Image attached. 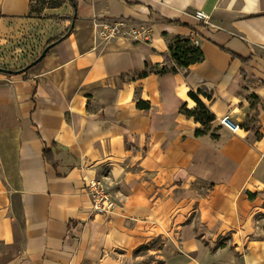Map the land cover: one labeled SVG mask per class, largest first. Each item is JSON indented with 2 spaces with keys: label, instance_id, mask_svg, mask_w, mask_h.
Returning a JSON list of instances; mask_svg holds the SVG:
<instances>
[{
  "label": "crops",
  "instance_id": "1",
  "mask_svg": "<svg viewBox=\"0 0 264 264\" xmlns=\"http://www.w3.org/2000/svg\"><path fill=\"white\" fill-rule=\"evenodd\" d=\"M34 3L0 0V264H264V0ZM118 19L146 34L95 38ZM193 34L187 77L132 76ZM190 93L215 119L201 136Z\"/></svg>",
  "mask_w": 264,
  "mask_h": 264
},
{
  "label": "trees",
  "instance_id": "2",
  "mask_svg": "<svg viewBox=\"0 0 264 264\" xmlns=\"http://www.w3.org/2000/svg\"><path fill=\"white\" fill-rule=\"evenodd\" d=\"M65 2L70 3L72 7L75 8L77 0H61L58 2H54L53 4H51V6H47V8L59 7L62 3H65ZM41 9L42 8L35 9L32 7L31 12H39ZM67 34H68V29L64 33L56 37L55 39L49 41L45 45L42 52L47 47L55 45L59 43L60 41H62L66 37ZM202 59H203V55L200 49L194 46L191 43V40L189 38H177L169 46V57L164 60L163 65L160 69H158L157 67L154 69H151L148 66H146L143 71L134 73L132 74V76L143 78V77H146L150 72L157 73V74L179 73L180 72L184 77H187L189 74V70H188L189 67L192 64L200 62ZM199 93L202 95H207L205 91H200ZM190 97L193 100H195L196 108L191 111L185 110V113L188 116L193 117L195 121L199 122L200 125L203 127V129H197L195 131L196 136H201V135H204L205 131L208 128V125L212 124L215 119L212 116V114L209 112V110L199 101L196 94L190 93ZM145 108H148V106L146 105ZM243 128L246 130H256L254 118L253 117L248 118L245 124L243 125ZM44 156L48 158L49 152H45Z\"/></svg>",
  "mask_w": 264,
  "mask_h": 264
},
{
  "label": "built area",
  "instance_id": "3",
  "mask_svg": "<svg viewBox=\"0 0 264 264\" xmlns=\"http://www.w3.org/2000/svg\"><path fill=\"white\" fill-rule=\"evenodd\" d=\"M193 17L208 25V16L202 11L196 10ZM95 26V38L99 40H109L126 35L134 38H139L146 34L144 30L129 29L127 30V23L124 20H116L114 22H101ZM199 38L193 34L191 36V43L196 45ZM264 51V46L262 47ZM219 126L235 134L239 130V126L231 122L228 115H224L218 119ZM87 194L90 199V207L94 215L106 216L114 208L115 202L108 192L107 188L97 180H91L86 184Z\"/></svg>",
  "mask_w": 264,
  "mask_h": 264
},
{
  "label": "rangeland",
  "instance_id": "4",
  "mask_svg": "<svg viewBox=\"0 0 264 264\" xmlns=\"http://www.w3.org/2000/svg\"><path fill=\"white\" fill-rule=\"evenodd\" d=\"M58 1H61V0H36L35 4H33V8L35 9L45 8L47 6H51V4H53L54 2H58ZM134 264H148V258L144 256L143 259H141L140 261Z\"/></svg>",
  "mask_w": 264,
  "mask_h": 264
},
{
  "label": "water",
  "instance_id": "5",
  "mask_svg": "<svg viewBox=\"0 0 264 264\" xmlns=\"http://www.w3.org/2000/svg\"><path fill=\"white\" fill-rule=\"evenodd\" d=\"M51 46L47 47L42 53L41 55L39 56V58L34 62V64L38 63L44 56L45 54L47 53V51L50 49ZM0 73H3V74H10L11 72L8 71V70H5V69H0Z\"/></svg>",
  "mask_w": 264,
  "mask_h": 264
}]
</instances>
